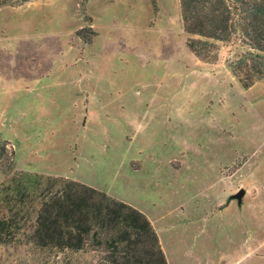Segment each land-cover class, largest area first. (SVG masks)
<instances>
[{"label":"rangeland","instance_id":"obj_1","mask_svg":"<svg viewBox=\"0 0 264 264\" xmlns=\"http://www.w3.org/2000/svg\"><path fill=\"white\" fill-rule=\"evenodd\" d=\"M190 36L179 0H0V140L16 170L123 200L171 245L169 226L191 224L197 251L232 264L243 241H264V79L247 88L232 72L237 37L206 57ZM20 238L0 264L101 256Z\"/></svg>","mask_w":264,"mask_h":264},{"label":"trees","instance_id":"obj_2","mask_svg":"<svg viewBox=\"0 0 264 264\" xmlns=\"http://www.w3.org/2000/svg\"><path fill=\"white\" fill-rule=\"evenodd\" d=\"M155 6V0H151ZM189 47L211 56L237 37L229 63L244 87L264 79V0H179ZM0 140V244L25 242L50 252L95 250L97 264H168L151 221L139 209L83 182L16 170Z\"/></svg>","mask_w":264,"mask_h":264},{"label":"crops","instance_id":"obj_3","mask_svg":"<svg viewBox=\"0 0 264 264\" xmlns=\"http://www.w3.org/2000/svg\"><path fill=\"white\" fill-rule=\"evenodd\" d=\"M168 230L172 233L171 236L174 239L172 245L167 242L164 234H162L160 230H156L168 264H229L222 252L219 251L215 255L212 251L210 252V247L197 251L195 247L191 245V224L170 225ZM181 232H187L188 235L180 234ZM197 252H199V254H197ZM241 253L242 255L234 260L232 264H238L240 261H242V263L250 261L251 264H264V241H243Z\"/></svg>","mask_w":264,"mask_h":264},{"label":"water","instance_id":"obj_4","mask_svg":"<svg viewBox=\"0 0 264 264\" xmlns=\"http://www.w3.org/2000/svg\"><path fill=\"white\" fill-rule=\"evenodd\" d=\"M245 194H246V189L241 188L238 192L232 194L231 198L237 199L241 203Z\"/></svg>","mask_w":264,"mask_h":264}]
</instances>
